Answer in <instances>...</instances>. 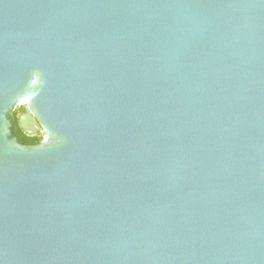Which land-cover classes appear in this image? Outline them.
<instances>
[{
	"label": "water",
	"instance_id": "water-1",
	"mask_svg": "<svg viewBox=\"0 0 264 264\" xmlns=\"http://www.w3.org/2000/svg\"><path fill=\"white\" fill-rule=\"evenodd\" d=\"M0 264H264V0H0Z\"/></svg>",
	"mask_w": 264,
	"mask_h": 264
},
{
	"label": "trees",
	"instance_id": "trees-1",
	"mask_svg": "<svg viewBox=\"0 0 264 264\" xmlns=\"http://www.w3.org/2000/svg\"><path fill=\"white\" fill-rule=\"evenodd\" d=\"M15 114L16 112L14 111L11 116L12 123L15 122ZM17 140L19 143L24 145H36L38 142L42 141V137L38 135L28 136L23 134L22 132H18Z\"/></svg>",
	"mask_w": 264,
	"mask_h": 264
},
{
	"label": "flooded vegetation",
	"instance_id": "flooded-vegetation-1",
	"mask_svg": "<svg viewBox=\"0 0 264 264\" xmlns=\"http://www.w3.org/2000/svg\"><path fill=\"white\" fill-rule=\"evenodd\" d=\"M18 107H20V111L16 112V114H15V122H14L13 124L16 126V133H17V134H18V132H22L23 134H25V133L20 129L19 124H18V118H19L21 115H23V114L25 113V110L23 109V107H22L21 105L18 106ZM31 124L34 126L35 129H37V133H36V135L42 137V133H41V131L38 129L37 124H36L35 122H31ZM29 129H30V128H29ZM25 135H27V134H25ZM28 136H30V135H28ZM40 142H41V141H40ZM40 142H38V143H40ZM38 143H37V144H38Z\"/></svg>",
	"mask_w": 264,
	"mask_h": 264
},
{
	"label": "rangeland",
	"instance_id": "rangeland-1",
	"mask_svg": "<svg viewBox=\"0 0 264 264\" xmlns=\"http://www.w3.org/2000/svg\"><path fill=\"white\" fill-rule=\"evenodd\" d=\"M18 111H20V107H17L15 110V112H18Z\"/></svg>",
	"mask_w": 264,
	"mask_h": 264
}]
</instances>
